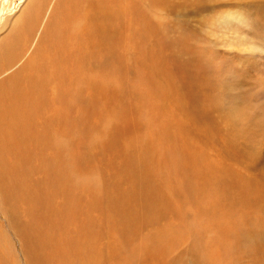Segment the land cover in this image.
Listing matches in <instances>:
<instances>
[{
    "label": "bare ground",
    "instance_id": "6f19581e",
    "mask_svg": "<svg viewBox=\"0 0 264 264\" xmlns=\"http://www.w3.org/2000/svg\"><path fill=\"white\" fill-rule=\"evenodd\" d=\"M175 1L179 0H26L14 21L1 16L0 3V25L3 23L4 27L7 22L11 25L0 38V178L7 182L8 189L1 191L0 202L4 198L20 200L21 196L27 200L23 203L26 202L28 209H22L25 224L19 227L11 219L9 222L23 241L28 264H157L153 257L159 248L148 246L153 234L143 233L144 239L136 242L132 236L173 210L157 186L154 165L160 170V160L165 173L170 171L169 174L186 180L184 187L178 185L183 197L187 194L190 197L191 192L204 188L206 183L215 184L213 198L205 193L193 213H181L191 219L185 224L187 234L193 238L190 263L223 264L222 253L226 251L229 264H243L246 253L249 260L245 261L249 264H264V189L257 182L244 181L243 177L244 180L233 178L234 184H229L234 174L228 167L229 170L221 162L211 166L205 161L200 165L197 159L191 174L199 183L196 181L194 187L190 182L186 184L189 167L185 169L178 164L183 160L180 155L192 156L194 148L202 147L196 136H211L207 130L213 126L200 129L174 124L172 117L175 112L180 113L183 104L177 92H173L176 108L167 110L161 117L160 110L164 107L166 110L165 92L160 89L165 67L179 73L186 99L194 101L210 89L207 78L199 73L200 62L194 56L190 60L182 57V35L168 39L161 34L162 26L158 22L161 17L157 14L161 6H171ZM122 24L127 34L121 36L119 25ZM147 32L156 36L155 45L146 39ZM163 50L167 51L172 68L161 61ZM139 61L157 70L147 76L141 71ZM82 66L90 67L94 73L87 70L89 75L83 74ZM123 73H133L131 77L136 80L126 76L127 79L117 81V75ZM148 77L154 78L159 88ZM120 90L136 97L130 99L128 106L138 115L137 119L123 124L122 129L131 131L130 123L133 127L142 121L148 126L152 124V131L162 139L160 152L145 137H135V142L131 139L133 142L128 145L125 142L124 166L130 170L126 191L120 182L109 183L105 168L93 165L92 158L95 148L102 151L119 145V142L115 145L114 138L120 130V127L115 130L120 114L105 115L106 129L87 135L81 119L77 120L79 116L70 113L74 101L82 104L83 109L85 103L96 105L95 102L102 101L106 105ZM216 97L212 105L220 108ZM197 108L195 117L205 118L208 108ZM83 109L80 108L82 114ZM174 131L179 133V140L174 137ZM138 149L153 157L150 159L143 151L138 154ZM155 152L156 155H149ZM32 172L39 175L41 172V178L36 176L41 180H31ZM236 176L241 177L238 173ZM245 188L252 189L253 194H245ZM86 193L88 197H84ZM57 196L60 203L54 202ZM235 202H241L242 207L235 210ZM221 203L220 214H216ZM163 230L160 227V237L168 239L170 230L182 228L169 224ZM208 231L212 232L210 237ZM2 247L0 240V264H6ZM164 250L161 246V253ZM160 263L168 262L161 257Z\"/></svg>",
    "mask_w": 264,
    "mask_h": 264
},
{
    "label": "rangeland",
    "instance_id": "374dc122",
    "mask_svg": "<svg viewBox=\"0 0 264 264\" xmlns=\"http://www.w3.org/2000/svg\"><path fill=\"white\" fill-rule=\"evenodd\" d=\"M16 1L17 0H0L1 7L3 8L1 16L4 19L10 18L11 21H14L19 17L26 0ZM171 6H161V12L157 14L161 17L158 20L162 26L161 34L168 39H176L182 35L184 39V44L182 45L184 49L180 50L182 57L189 60L195 57L196 60L200 62L199 64H201V66L197 65L201 69L199 73L205 79L207 78L210 89L194 101L186 99L184 97V89H181L179 84V73L176 72L174 68L171 72L165 67V71L161 73L160 89L165 92L166 110H164L165 107L160 110L161 117L163 114H166L167 110H174V108H176L173 103V92H177L183 104L180 113L175 112L177 116L175 117L174 115L172 117L174 124L178 122L194 127L196 126L200 129L205 127L209 129V126H213L209 129L210 131L207 130L208 134H211V136L207 134H203L204 136L201 134L197 136L192 134L202 143V147L199 146L200 150L194 148L195 152L193 155L195 156H192L195 158L193 160H191L192 156L190 154H179L183 162L181 161L178 164L185 167V169L189 167L186 169L187 174L189 173V175L193 177L192 174H194L197 166L195 159L200 162L197 161L200 165L201 163L204 164L209 162L212 166L215 162H221L222 166H225V168L228 167L231 172L233 171L232 174L235 175H231L232 178L229 184H234L235 181L233 178H236V180H242L244 178L245 180H243L248 183L257 182L259 186L264 189V0H197L195 2L179 0L173 2ZM7 24L8 25L4 27H2L3 23L0 25V38L11 28L10 23L7 22ZM119 32L121 36L127 34V29L124 24L119 25ZM145 37L150 44L155 45L156 36L147 32ZM121 45H119V47L123 49L124 40ZM158 49L161 52L160 46ZM163 51L165 53L161 56V61L163 60L164 64L169 63L170 65L167 51ZM156 57L158 59L160 55L157 54ZM192 63L195 64L194 62ZM139 64L141 66V71L147 76L154 74V71L157 70L145 67L141 61H139ZM82 67H85L84 70ZM82 67H80V70L81 72L84 71L83 74L89 71L90 74L94 73L93 71L91 72L90 67L89 69L87 66ZM105 69L106 68H103L102 70L104 71ZM89 73H87V75H89ZM132 74L127 75L123 73L119 76L117 75V81L123 78L127 79V77L129 80H136L131 77ZM148 79L159 88L154 78L148 77ZM171 82H174L175 85H172ZM55 83L56 81L53 84ZM116 92V97H111V99H114L108 100L106 105L102 101L95 102L96 105L85 103L84 114H82L83 111L80 110V108L83 109L82 104L78 101H74L71 103L70 113L79 116L77 120L81 119L82 126L84 125L86 128L83 127L87 135L91 132L100 133L104 131L106 129V123L104 124V122L109 114H120L119 123L115 128L116 130L120 127L118 133L119 137L115 136L114 138L115 145L119 144V147H108L107 150L102 151L99 148H95L92 158H94L93 165L97 164V166L101 165L105 168L109 177V179L107 178L109 183L120 182V187L123 188L122 190L126 191V189L129 188L127 179L130 170L125 167V142L127 141L126 143L128 145V143L133 142L131 139L134 140L135 137H137V139L139 136V138L145 137L155 151L160 152L162 139L157 132L152 131V124L148 126L142 121H139V125H132L133 127H130V123L129 128L131 131L122 129L123 124L127 121H131V119L135 120L138 117L134 108L132 109L128 106L133 98L136 100V97H132L127 91L126 93L128 95L125 92L122 93L121 90ZM216 96H218L220 108L213 107L212 105L217 99ZM186 104H188V106ZM101 106H104L105 109ZM190 106L192 108H190ZM197 106L208 108L205 118L198 119L195 117V113H197L196 110L198 109ZM134 128L136 130H133ZM171 129L174 130L173 127H171ZM178 134L177 131H174V137H177L179 140ZM201 136L204 138L202 139L203 141H201ZM225 145L228 146L229 149H227ZM120 148L121 150L122 148L124 149L121 151ZM231 150L237 153H233ZM138 151L139 149L136 152ZM141 151L138 152V154H140ZM196 151L199 152L196 153ZM156 152L149 155H156ZM146 153V151H143V154L150 159L153 157L148 156ZM197 154H199V156ZM155 162L158 164V160ZM162 162L163 161L160 160V170L157 165H154L155 174L158 177L156 182L158 189L168 198L169 206H171L173 210L168 212L167 215L160 218L157 222H151L144 226L140 232L132 236V241L136 242L140 239H144V234L152 233L153 237L149 239L152 243L148 246L153 245L159 249H156L157 254L154 257L150 254H148V256L157 259V264H161V257L168 262L165 264H182V262L184 264H191L192 255L190 253V246L193 243V238L188 235L189 233L187 234L188 228L185 225L191 219H186L181 213L183 214L185 211L193 213L196 210L199 199H201L205 193H207V197L213 198L216 192L215 184L206 183L204 186L206 190L203 191L204 188L199 189V187L195 189L193 194L191 192L190 197L188 194V197H183L178 191V185L184 187L186 180L180 176L177 178L173 173L169 174L170 171L165 173ZM107 164H109V166ZM203 168H205V166ZM236 173L241 177L236 176ZM189 175L186 176L188 179L186 184L190 182V184H193V186H191L194 187L197 180L195 177L191 179ZM36 176L41 178L43 175L41 172L40 175L39 172H32L31 175H29L31 180H34L32 178L37 179L38 177ZM3 180L0 178V185L2 186H0V193H2L1 191H8L7 185H5L7 182L4 180L5 182L3 183ZM31 180L30 182H33ZM251 185L253 186L256 184ZM245 189V194H253L252 189ZM86 196L88 197L89 195L86 193L84 197ZM21 197L20 200L16 198H14V200L13 198H4V202H0V234L2 236L0 240L4 245L1 254H3L6 264H28L23 241L16 234L13 225L9 222V219H11L12 222H15L19 227L25 224L22 209H28L27 205H25L27 200L24 197L23 200ZM58 198L59 196L54 198L55 203ZM25 200L26 202L23 203ZM59 200L58 202L60 203ZM222 202H225V200L223 199ZM239 203L235 202V210L242 207L241 202ZM83 209L90 208L84 207ZM216 209V214H220L222 203L218 205ZM212 218L213 216L211 219ZM169 224L179 226L182 230H170L172 234L168 239L161 238L160 227L161 230L164 231L163 226ZM211 235L212 232L208 231L207 236L210 237ZM202 242H205V240ZM161 246L165 247L162 253ZM224 252V254L222 253L223 261L221 263L229 264L230 259L226 256V251ZM143 255L145 256L146 253L144 252ZM247 256H249L248 253L245 254L243 264H249V261H245L249 260Z\"/></svg>",
    "mask_w": 264,
    "mask_h": 264
}]
</instances>
